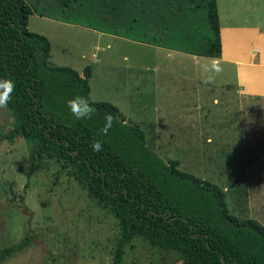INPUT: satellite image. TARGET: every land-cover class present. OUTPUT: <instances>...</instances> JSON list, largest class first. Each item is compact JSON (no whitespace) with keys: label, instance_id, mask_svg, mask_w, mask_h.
Wrapping results in <instances>:
<instances>
[{"label":"trees","instance_id":"16d2710c","mask_svg":"<svg viewBox=\"0 0 264 264\" xmlns=\"http://www.w3.org/2000/svg\"><path fill=\"white\" fill-rule=\"evenodd\" d=\"M0 0V79L14 81L8 105L13 126L3 139L19 135L33 165L44 158L71 168L88 196L117 220L119 238L112 264H121L133 238L172 252L183 264H264V225L230 214L222 188L179 170L148 148L140 126L126 123L109 102L90 98L89 67L49 65L50 42L28 30L37 15L131 41L206 58H219L221 41L215 0ZM44 8V9H43ZM48 9L49 11H46ZM75 96L96 109L77 121L67 108ZM114 117L107 136L105 117ZM100 141L101 152L92 151ZM32 240L0 248V264Z\"/></svg>","mask_w":264,"mask_h":264},{"label":"rangeland","instance_id":"374dc122","mask_svg":"<svg viewBox=\"0 0 264 264\" xmlns=\"http://www.w3.org/2000/svg\"><path fill=\"white\" fill-rule=\"evenodd\" d=\"M249 1L258 7L264 2ZM33 11L27 28L49 40V65L72 68L81 76L89 67L91 100L111 103L126 123L140 126L146 146L161 159L175 160L179 170L222 188L231 215L264 225V105L237 100L235 122L229 120L227 98L213 106L219 89L203 83L205 74L191 56ZM197 61L210 63L208 58ZM219 77L232 83L227 73L215 82ZM201 108L204 122H197ZM12 126L7 108L0 109V135ZM32 165L19 135L0 141V248L32 236L27 248L1 264H112L120 235L117 220L61 161L44 158L27 180ZM121 264L183 261L135 237Z\"/></svg>","mask_w":264,"mask_h":264},{"label":"crops","instance_id":"0c3cea01","mask_svg":"<svg viewBox=\"0 0 264 264\" xmlns=\"http://www.w3.org/2000/svg\"><path fill=\"white\" fill-rule=\"evenodd\" d=\"M215 3L221 41L218 59L223 67L222 73L229 74L232 83L224 82L219 77L213 84L219 89L218 96L220 94L221 97L214 96L212 102L214 107H219L221 99L227 98V119L232 117L235 122L237 100L257 101L264 105V2L260 5L257 0L255 4L259 7L251 6L249 0H215ZM189 56L200 67L204 65L197 60L206 57ZM220 89L226 94L221 93ZM203 111L201 108V112L195 115L197 122H204Z\"/></svg>","mask_w":264,"mask_h":264},{"label":"clouds","instance_id":"9594fccd","mask_svg":"<svg viewBox=\"0 0 264 264\" xmlns=\"http://www.w3.org/2000/svg\"><path fill=\"white\" fill-rule=\"evenodd\" d=\"M201 70L205 74L203 83L206 85L213 84L216 77L222 73L223 67L218 58H210V63L201 65ZM16 86L11 79H0V109H6L12 101ZM67 108L70 110L73 118L77 121H88L93 119L96 109L91 106L89 101L83 96H75L67 102ZM114 117L109 114L105 117L104 126L100 132L107 136L113 127ZM92 151L101 152L103 150L100 141H93L91 144Z\"/></svg>","mask_w":264,"mask_h":264}]
</instances>
